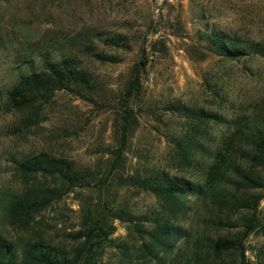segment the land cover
<instances>
[{
  "label": "rangeland",
  "instance_id": "obj_1",
  "mask_svg": "<svg viewBox=\"0 0 264 264\" xmlns=\"http://www.w3.org/2000/svg\"><path fill=\"white\" fill-rule=\"evenodd\" d=\"M208 28L264 46V0H0V234L17 247L37 234L68 247L71 242L64 232L78 226L80 201L94 210L121 205L141 213L154 208V197L135 192L125 184V175L140 165L164 161L166 132L179 123L178 117L162 109L167 101L210 105L225 117L263 113L264 54L249 52L231 59L211 52L201 38ZM114 33L125 37V46L97 39ZM76 41L112 55L115 61H97L76 47L95 88L81 90L80 95L54 90L39 108L36 122L18 131L21 113L7 108L4 91L16 71L26 67L22 57L31 54L36 67L38 49L47 45L69 49ZM130 81H137L131 93L125 90ZM220 95L222 102L211 103V97L218 101ZM223 130L220 124L215 132ZM121 141V154L109 167ZM39 150L89 167L103 183L93 179L100 184L63 193L35 214L29 227L19 229L10 224L5 206L7 197L19 189L13 161ZM261 194L255 213L264 223V190ZM203 210L193 202L185 221L193 235L225 232L205 226L200 221ZM110 221L114 229L108 237L113 244L102 252L108 262L116 258L114 244L132 241V235H125L124 222L116 217ZM261 244L256 232L246 236V264H264ZM181 245L178 254L173 248L151 264H168L171 258V264H184L187 242ZM128 250L135 252V246Z\"/></svg>",
  "mask_w": 264,
  "mask_h": 264
},
{
  "label": "trees",
  "instance_id": "obj_2",
  "mask_svg": "<svg viewBox=\"0 0 264 264\" xmlns=\"http://www.w3.org/2000/svg\"><path fill=\"white\" fill-rule=\"evenodd\" d=\"M202 32L206 49L223 57L264 54V46L258 41L244 42L218 28ZM97 39L105 45L125 46L127 42L118 33L99 35ZM76 42L64 50L52 45L38 49L36 67L31 54L22 57L26 67L16 71L14 81L4 91L7 108L21 113L18 131L36 122L39 108L54 90L80 95L81 90L95 88V79L82 65L76 47L97 61H115L112 55L90 44ZM136 84L130 81L125 90L131 93ZM221 100L222 95L218 101L211 97V103ZM162 109L179 119L175 128L166 132L164 161L140 165L125 175V184L135 192H148L154 197V208L141 213L121 205L94 210L86 201H80L78 226L64 232L71 242L68 247L50 243L39 234L17 247L0 234V264H151L163 260L173 248L178 254L182 242H187L184 264H246L244 240L252 232L262 237L264 258V223L255 213L264 190V112L251 117H225L210 105L177 99L163 103ZM220 124L224 130L217 135L215 130ZM119 144L109 167L121 154L122 141ZM13 169L19 189L7 197L5 206L10 224L19 229L29 227L35 214L63 193L103 183L89 167H77L70 159L47 150L15 159ZM195 201L204 209L200 221L225 232L193 235L185 221ZM113 217L125 223V235H132V241L129 245L125 240L114 244L116 258L108 262L102 259V252L113 244L108 237L114 229L110 221ZM131 245L135 246L133 253L128 250Z\"/></svg>",
  "mask_w": 264,
  "mask_h": 264
}]
</instances>
